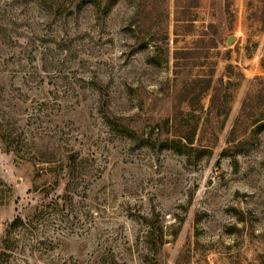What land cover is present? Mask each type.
<instances>
[{
  "label": "rangeland",
  "instance_id": "374dc122",
  "mask_svg": "<svg viewBox=\"0 0 264 264\" xmlns=\"http://www.w3.org/2000/svg\"><path fill=\"white\" fill-rule=\"evenodd\" d=\"M263 63L264 0H0V264H264Z\"/></svg>",
  "mask_w": 264,
  "mask_h": 264
},
{
  "label": "water",
  "instance_id": "95a60500",
  "mask_svg": "<svg viewBox=\"0 0 264 264\" xmlns=\"http://www.w3.org/2000/svg\"><path fill=\"white\" fill-rule=\"evenodd\" d=\"M234 38H235L234 35H229V36L227 37L226 43H227V44H230V43L234 40Z\"/></svg>",
  "mask_w": 264,
  "mask_h": 264
},
{
  "label": "trees",
  "instance_id": "16d2710c",
  "mask_svg": "<svg viewBox=\"0 0 264 264\" xmlns=\"http://www.w3.org/2000/svg\"><path fill=\"white\" fill-rule=\"evenodd\" d=\"M263 67H264V63H263ZM159 236H160V235H159ZM159 238H160V237H159ZM159 240H160V242H161L162 239H159Z\"/></svg>",
  "mask_w": 264,
  "mask_h": 264
}]
</instances>
